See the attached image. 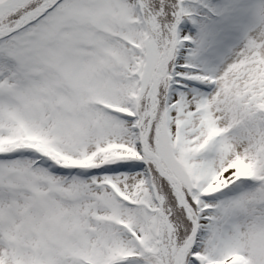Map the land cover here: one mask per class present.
Returning <instances> with one entry per match:
<instances>
[{"label": "snow or ice", "instance_id": "obj_1", "mask_svg": "<svg viewBox=\"0 0 264 264\" xmlns=\"http://www.w3.org/2000/svg\"><path fill=\"white\" fill-rule=\"evenodd\" d=\"M0 264H264V0H0Z\"/></svg>", "mask_w": 264, "mask_h": 264}]
</instances>
